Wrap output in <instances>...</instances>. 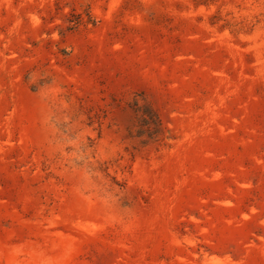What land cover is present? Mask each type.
I'll return each mask as SVG.
<instances>
[{
  "label": "rangeland",
  "instance_id": "rangeland-1",
  "mask_svg": "<svg viewBox=\"0 0 264 264\" xmlns=\"http://www.w3.org/2000/svg\"><path fill=\"white\" fill-rule=\"evenodd\" d=\"M0 264H264V0H0Z\"/></svg>",
  "mask_w": 264,
  "mask_h": 264
}]
</instances>
